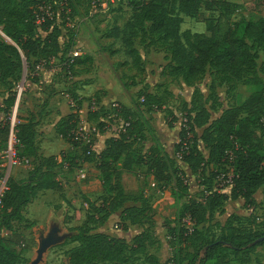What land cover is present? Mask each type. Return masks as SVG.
Returning a JSON list of instances; mask_svg holds the SVG:
<instances>
[{
    "label": "trees",
    "instance_id": "1",
    "mask_svg": "<svg viewBox=\"0 0 264 264\" xmlns=\"http://www.w3.org/2000/svg\"><path fill=\"white\" fill-rule=\"evenodd\" d=\"M48 3V0H0V28L10 40L9 43L0 35L1 84L14 80L25 65L30 78L53 60L73 51L75 35L69 37L66 46L60 43L62 28L54 13L51 17L54 10ZM128 5L133 12L131 21L123 30L114 28L108 37L122 41L126 54L137 68L141 66V54L134 41L147 34L167 45L171 56L169 76L182 78L189 85L198 81L208 67L225 77L254 72L259 50L264 51V18L257 21L241 19L229 25L223 34L214 19L207 20L210 36L181 32L184 17L198 16L203 5L210 12L219 8L228 11L238 6L227 0L206 3L203 0H129ZM147 23L150 24L148 32ZM82 64L80 58H66L64 61V67L68 68ZM145 97L148 105L157 103L154 95L146 94ZM14 101L15 94H12L7 99L8 106ZM76 105L55 126L57 134L71 146L70 152H62L59 156L41 154L37 142L38 122L34 117L14 127L18 141L17 158L28 159L32 169L26 180L10 178L4 192L0 215V264H25L18 249L2 236L3 231H12L15 224L27 223L26 209L41 193H63L58 170L73 172L79 169V161L84 159L85 162H97L104 185L113 181L109 186L112 194L104 196L93 212H86L85 222L75 229L77 234L67 239L68 243L77 244L67 252L69 264H134L133 261L142 258L150 264H160L157 256L147 254V248L153 245L147 234L135 237L129 246L124 240L93 233L92 225H104L118 213L119 221L127 227L142 226L150 217L152 207L144 195L125 191L122 184L124 173L132 174L135 169L146 168L153 180L161 185L162 191L174 182L177 200L187 196L188 188L182 178L184 173L176 166L175 160L166 157L159 148H150L147 154L136 150L135 143L141 129L139 121H131L119 136L109 138L99 156H87L83 147L72 142V133L80 123L81 103ZM194 111L190 129L179 134L176 153H182L181 161L192 174L204 172L206 166L216 170L230 166L232 188L230 194L210 190L207 196L183 204L174 232H178L176 241L184 248L174 257L173 264H248L256 249L264 246V222L254 228L244 225L239 218L230 217L223 227L216 224L220 227V236L211 233L214 214L225 202L242 199L250 210L256 203V193L264 187V139L259 133L264 132V80L261 88L243 105L228 108L217 119H212L205 106H197ZM98 113L89 114L88 120L97 122ZM124 114V119H134L126 109ZM198 130L202 133L199 134ZM10 133L11 124L7 119L0 126V134L8 141ZM199 142L208 151L207 156L201 152ZM184 145L188 149L183 151ZM80 214L75 210L77 221L81 220Z\"/></svg>",
    "mask_w": 264,
    "mask_h": 264
},
{
    "label": "rangeland",
    "instance_id": "2",
    "mask_svg": "<svg viewBox=\"0 0 264 264\" xmlns=\"http://www.w3.org/2000/svg\"><path fill=\"white\" fill-rule=\"evenodd\" d=\"M48 1V6L54 10L51 17L54 13L57 24L62 28L60 43L66 46L69 37L75 35V46L71 53L53 60L44 69L31 74L30 78L25 65L14 80L4 85L0 83V126L7 119L11 124L8 141L3 140L0 134V188L4 184L8 186L13 176L26 179L30 171L25 166L14 167L10 164L12 153L16 156L18 154L14 127L20 122H26L32 117L38 120L37 142L43 148L47 136L50 145L45 147L44 153L49 155L62 150V145L55 140L53 122L67 110H74L77 102L81 103L80 121H86L89 114L99 112V120L90 123L97 127L100 134L108 137L119 136L131 121H139L141 129L135 143L136 150L147 154L150 148L155 147L153 144L159 141L166 145L167 151L159 149L169 158L168 151L173 148L172 158L184 173L182 178L188 188L187 196L177 200L174 182L162 191L161 185L153 179L151 181L146 168L135 169L124 184L122 178V184L126 192L144 195L152 207L150 217L142 226L127 227L119 221L118 213L112 215L104 225H92L93 233H104L124 240L129 246L135 237L145 233L150 236L153 244L147 248V254L157 256L160 264H173L174 257L184 248L176 241L178 232H174L177 230L175 221L183 204L207 196L210 190L230 194L233 178L230 166L220 170L206 166L204 172L192 174L184 162L177 159L179 134L190 129L195 107L205 106L210 110L212 119H217L228 108L243 105L252 93L258 91L264 80V51L259 50L254 72L246 71L225 77L208 67L198 81L189 85L182 78L169 76L171 56L163 42L148 34L135 39V48L141 54V66L137 68L126 54L122 41L108 37L114 28L123 30L131 21L133 12L128 5L129 0ZM210 1L203 0L204 3ZM227 1L238 6L228 11L219 8L210 12L203 5L198 16L184 17L181 32L210 36L207 20L214 19L223 34L229 25L241 19L257 21L264 18V0ZM145 26L148 32L150 24ZM0 35L10 43L1 28ZM66 58H80L83 64L74 68L64 67ZM86 74L92 78H87ZM90 82L96 84L90 88L83 87ZM78 89H81L79 93ZM12 94H15V101L8 106L7 99ZM146 94L154 95L157 103L148 105ZM116 106L121 109L116 110ZM124 109L131 112L134 119H124ZM45 114L52 116L46 120ZM41 122L44 124L41 125ZM198 133L202 131L198 130ZM259 133L264 139V132ZM99 136L94 138L95 146L99 141L102 142ZM199 148L207 156L208 151L202 142H199ZM79 150L76 153L80 156ZM58 172L62 178L67 171L61 168ZM84 175V178L74 177L68 192L70 199H66L65 190L63 193H41L25 212L28 222L15 224L12 231H3L2 236L18 249L25 264H32L38 256L41 242L49 236L53 237L52 245L45 251L39 264H69L67 252L77 244L68 243L67 239L77 234L75 229L85 222L86 212H93L102 203L104 196L112 194L109 188L112 180L104 185L96 178L94 183L91 180L93 172L87 168L84 169ZM255 198L256 203L250 210L245 207L242 199L225 202L214 214L211 234L220 236V227L216 224L223 227L230 217L239 218L244 225L258 227L264 222V187L256 193ZM75 210L81 213L80 221L75 219ZM133 263L150 264L144 258ZM248 264H264V246L256 249Z\"/></svg>",
    "mask_w": 264,
    "mask_h": 264
},
{
    "label": "crops",
    "instance_id": "3",
    "mask_svg": "<svg viewBox=\"0 0 264 264\" xmlns=\"http://www.w3.org/2000/svg\"><path fill=\"white\" fill-rule=\"evenodd\" d=\"M86 54V53H85ZM88 55V54H87ZM86 77L87 78H89V79H91L92 78V76L90 75V74H86ZM94 84H96V83H93V82H90L88 85H83V87H88V88H90V87H92V86H94ZM79 87H81V85H79ZM81 89H78L77 90V92L79 93V91H80ZM82 92V91H81ZM48 113V112H47ZM71 113V110H67V112L64 114L63 113V115H61V116H59V117H57L56 119V121L55 122H53V124H52V126H53V133L55 134V136H56V138H55V140L56 141H58L59 142V144H61L62 146H60L61 147V152L58 154V153H49V155H46L45 153H44V149H45V147L46 146H48V145H50L49 143H50V141H48L46 138H47V136L45 135V145L43 146V148L41 147L40 148V152H41V154L43 155V156H45V157H50V156H59L62 152H70L71 151V146L68 144V143H66L63 139H62V137H60L58 134H57V132H56V124L62 119V118H65V117H67L69 114ZM44 116H47V119L46 120H48L52 115H48V114H45ZM37 122H38V120H37ZM44 123L43 122H41V125H43ZM100 136L98 137L99 139L101 138V140H102V142L100 143V141L98 142L99 144H97V146H96V156H99V154L105 149V147H106V142H107V140L109 139V138H111V137H108L107 135H102V134H99ZM177 141H175V143H176ZM153 145H155V148H163L165 151H167L166 150V145L165 144H163V142H159V141H157L156 143H154ZM171 149H173V148H171ZM169 150L168 151V153H169V158H172V156H173V154H172V150ZM60 151V150H59ZM164 154V153H163ZM79 168L80 169H76V170H74L73 172H69V171H67V169H64V170H66L67 172H66V174L64 175V177H62L61 178V174L59 175V181L61 182V184L63 185V188H64V190H65V193H64V195H65V197H66V199H70V195H68V192L71 190V187H72V185H73V181H74V177H77V176H80V178H82L83 176H85L84 175V169H90L92 172H93V175L95 176H93V177H91L92 179L91 180H93V182L94 183H96V178H99L100 179V174H99V172H98V170H97V162H93V163H90V162H85V161H83V160H81V161H79ZM28 174H29V172H28ZM89 176L90 175H92V174H88ZM129 175H131L130 173H124L123 174V184H124V181L127 179V177L129 176ZM13 178L14 179H16L17 181H23V180H26L27 178H28V176H27V178L25 179H18L17 177H15V176H13ZM150 179H151V181H152V176L150 175V177H149ZM90 180V179H89ZM92 182V181H91ZM48 192V191H47ZM38 198H36L35 199V201L37 200ZM34 201V202H35ZM70 201V200H69ZM32 204H30L29 206H31ZM28 206V207H29ZM28 207H27V209H28ZM26 209V210H27ZM128 227H134V226H131V225H128Z\"/></svg>",
    "mask_w": 264,
    "mask_h": 264
},
{
    "label": "built area",
    "instance_id": "4",
    "mask_svg": "<svg viewBox=\"0 0 264 264\" xmlns=\"http://www.w3.org/2000/svg\"><path fill=\"white\" fill-rule=\"evenodd\" d=\"M116 107H117L116 110L120 109L119 106H116ZM72 134H73L72 142L79 145L80 148L83 147L85 149L87 156L95 155L96 146L94 144V138L96 135L100 134V131L97 129L96 126L91 125L90 121L88 119H86V121H80L76 130H74ZM187 149L188 148L185 145L182 148L183 151L187 150ZM182 158H183L182 153L177 155V159L179 161H181ZM10 164L14 167L25 166L29 170L32 169L31 163L28 159H23V160L19 159V158H17V156L14 153H12V155L10 157ZM84 177L85 176H83L82 178H84ZM6 190H7V186H6V184H4L0 188V215L2 213V208H3V195H4V192Z\"/></svg>",
    "mask_w": 264,
    "mask_h": 264
},
{
    "label": "water",
    "instance_id": "5",
    "mask_svg": "<svg viewBox=\"0 0 264 264\" xmlns=\"http://www.w3.org/2000/svg\"><path fill=\"white\" fill-rule=\"evenodd\" d=\"M52 242H53V237L52 236H49L48 238L44 239L41 242L40 248H39V251H38V256L32 262V264H39L40 263V261L42 260L43 254L52 245Z\"/></svg>",
    "mask_w": 264,
    "mask_h": 264
}]
</instances>
